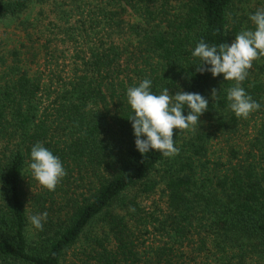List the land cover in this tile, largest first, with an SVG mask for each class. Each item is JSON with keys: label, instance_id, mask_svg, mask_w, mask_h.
<instances>
[{"label": "trees", "instance_id": "trees-1", "mask_svg": "<svg viewBox=\"0 0 264 264\" xmlns=\"http://www.w3.org/2000/svg\"><path fill=\"white\" fill-rule=\"evenodd\" d=\"M38 1L65 25L50 23L57 32L44 40L47 26L34 38L27 32L24 52L0 55V264H62L81 239L77 264H264V120L244 151L229 146L228 162L211 160L212 138H230L247 119L226 110L233 82L197 72L191 57L200 40L230 44L251 28L248 16L264 0H91L84 11L82 0H69L77 15L69 26L60 0ZM28 8L29 0H0V23ZM68 42L59 61L58 45ZM42 50L54 62L46 79L32 67ZM146 77L156 94L208 98L195 130H174L180 151L171 158L134 148L125 93ZM241 86L261 104L251 117H264V57ZM35 142L67 174L54 191L31 196ZM159 189L164 206L144 208ZM45 211L43 230L34 229L28 217Z\"/></svg>", "mask_w": 264, "mask_h": 264}, {"label": "clouds", "instance_id": "clouds-1", "mask_svg": "<svg viewBox=\"0 0 264 264\" xmlns=\"http://www.w3.org/2000/svg\"><path fill=\"white\" fill-rule=\"evenodd\" d=\"M248 20L252 27L235 34L230 44L217 46L200 40L191 51V57L199 62L197 72H208L213 78L221 75L223 81L233 82L226 89V110L241 119H247L261 108L241 85L248 77L253 61L264 57V7L250 13ZM151 87L152 81L146 77L126 89L125 102L130 109L127 119L134 136V148L142 156L149 151H158L163 157L171 158L180 151L173 140L174 130H195L198 118L208 110V98L179 89L170 95L169 88H162L156 94ZM218 92L211 89L210 98L217 99ZM26 171L48 191H54L67 174L59 156L41 142L31 146ZM2 196L0 192V199ZM47 216L46 211L38 212L30 215L28 220L34 229L42 231Z\"/></svg>", "mask_w": 264, "mask_h": 264}, {"label": "rangeland", "instance_id": "rangeland-1", "mask_svg": "<svg viewBox=\"0 0 264 264\" xmlns=\"http://www.w3.org/2000/svg\"><path fill=\"white\" fill-rule=\"evenodd\" d=\"M91 0H82V4L80 5V11H84V5L90 4ZM69 0H60L57 4V8L60 7V9L67 14L68 23L67 26H69V23H73L75 21L76 16L73 12L69 13L70 4ZM90 7V6H89ZM52 9V10H51ZM43 12L44 14H42ZM60 14V13H59ZM59 14H56L55 8H50V5L40 3L38 0H29V8L27 9V13L23 15V17L20 19H6L1 21L0 23V55H6L8 51H12L13 49L18 48L21 49L22 52H24V48L21 46V42L26 39V33H32V38L40 35L39 30L45 29L47 26V34L43 35V40L46 38H49L50 33L55 31L57 32V29L54 27V25H50V23L53 24H63L64 19H59ZM25 20H28L29 23H37L36 24V30H32L24 23ZM30 26V25H29ZM27 27V28H25ZM31 27V26H30ZM34 28V27H33ZM35 29V28H34ZM27 30V31H25ZM42 31V32H43ZM53 34H51V37ZM234 39V38H233ZM27 43V40H26ZM29 44V42L27 43ZM40 44V42L38 43ZM73 45L69 42L66 45L59 44L58 45V52L56 53L57 57L59 56V61H62V50H65L66 47H72ZM50 53L46 54L43 50L40 51V56L37 60V64H39V67L37 64H34L33 70L39 69L40 72L43 75V79L47 78L48 73L50 70L54 67V62L48 63V61H51ZM68 57V56H67ZM65 57L66 62L68 63V58ZM60 63V62H59ZM264 120V117L259 114H254L253 117L251 115L247 118V124L239 129V131L235 134L230 136V138L218 135L212 138L211 145H210V151H209V158L220 160L222 163H226L229 160L228 155V149L229 146H232L234 148H237L238 151H244L247 147V143L250 140V138L253 137L256 127L259 126V124ZM258 125V126H256ZM256 126V127H255ZM232 161H235L232 159ZM28 179V178H27ZM42 187L38 184H32L28 185V190L30 191L29 195H33L36 192L42 191ZM153 196L149 197L148 199H145L143 203L144 208H154L152 206L153 202L158 203L159 207H163L164 203L162 200H160V189L156 191V193L152 194ZM97 228H99V225H97ZM86 241L84 239H81L78 243L73 245L67 253L64 255L63 263L62 264H77L81 262V259H83V252L84 248H86Z\"/></svg>", "mask_w": 264, "mask_h": 264}]
</instances>
